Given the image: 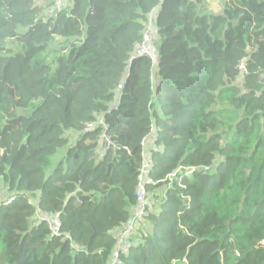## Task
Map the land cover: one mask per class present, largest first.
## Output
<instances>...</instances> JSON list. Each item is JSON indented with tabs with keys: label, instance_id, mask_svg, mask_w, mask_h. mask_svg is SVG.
<instances>
[{
	"label": "trees",
	"instance_id": "obj_1",
	"mask_svg": "<svg viewBox=\"0 0 264 264\" xmlns=\"http://www.w3.org/2000/svg\"><path fill=\"white\" fill-rule=\"evenodd\" d=\"M206 6L0 0V264H109L147 157L120 264H264V0Z\"/></svg>",
	"mask_w": 264,
	"mask_h": 264
},
{
	"label": "built area",
	"instance_id": "obj_2",
	"mask_svg": "<svg viewBox=\"0 0 264 264\" xmlns=\"http://www.w3.org/2000/svg\"><path fill=\"white\" fill-rule=\"evenodd\" d=\"M72 5V0H50V8L48 10V16L50 18H57L63 11L68 10ZM157 29L155 27V15L145 25L144 36L142 44L138 47L135 57H144L151 59L155 64L158 63V58L155 54L156 49V35ZM95 124L88 127V130L95 128ZM111 144V142L109 141ZM151 169V159L146 158L143 169L139 175L140 190L137 195V207L133 212L130 220L117 234V242L114 254L109 264H120L121 255L127 250L128 246L132 243L134 237L138 233L140 223L148 214V200L144 182L149 177ZM37 219L41 222H46L51 230L52 237L59 235L61 223L59 219H48L37 214Z\"/></svg>",
	"mask_w": 264,
	"mask_h": 264
},
{
	"label": "rangeland",
	"instance_id": "obj_3",
	"mask_svg": "<svg viewBox=\"0 0 264 264\" xmlns=\"http://www.w3.org/2000/svg\"><path fill=\"white\" fill-rule=\"evenodd\" d=\"M229 0H206V9L211 12V13H215L218 14L222 11L223 6L226 2H228ZM45 0H38V3H44ZM244 67V64H243ZM8 197H10V194L7 192H4L2 185H0V203L1 202H7L8 201ZM37 219V216H36Z\"/></svg>",
	"mask_w": 264,
	"mask_h": 264
}]
</instances>
